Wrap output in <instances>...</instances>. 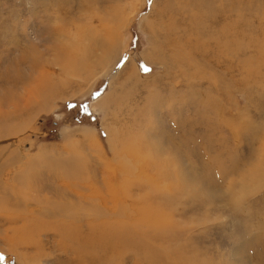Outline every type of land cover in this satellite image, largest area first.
Masks as SVG:
<instances>
[{
    "label": "rangeland",
    "instance_id": "rangeland-1",
    "mask_svg": "<svg viewBox=\"0 0 264 264\" xmlns=\"http://www.w3.org/2000/svg\"><path fill=\"white\" fill-rule=\"evenodd\" d=\"M79 1L85 0H0V70H6L22 53L32 57L33 49L38 48L45 62L56 63L47 65L58 72L62 57L49 51L50 45L55 42L70 48L74 36L80 35L84 42L82 47L87 48L85 36L90 26L86 20L91 16L89 6L99 3L98 0H87L84 6H79ZM99 1L101 3L102 0ZM178 1L174 7L188 4L185 0ZM163 2L118 0L116 3L126 4L128 9L130 3L134 5L127 15L129 20L120 31L121 60L124 61L110 70L107 68L112 63H103L88 80L70 74V67H66L62 77L58 74L56 78L59 94L50 100L49 108L39 110L38 103L35 104L24 129L11 138L27 161L37 155L41 146L61 149L66 141L76 143L83 140L77 132L89 131L105 160L117 164V157L118 160L121 156L134 158L132 161L129 159V164L130 169L135 170L131 164L138 167L143 160H149L145 161V167L155 166L147 141L154 140L165 148L160 153L162 159L169 156L174 159L175 151H167V146L181 144L188 137L184 129L194 133L192 136L201 147H209L210 143L213 152H219L220 157L208 164L211 171L203 167L201 160L186 155L180 157L181 162L188 170L198 167L202 180H206L211 172L210 175L217 176L222 182L210 188L204 187L201 198L195 197L197 192L194 189H191L194 194L189 192L180 197L178 193L174 196L176 192H168L165 185L171 181L160 179L156 187L154 181L158 171L147 169L142 177L135 179L137 184L133 191L146 199L141 203L143 210L138 214L139 222L136 224L141 231L138 242L152 250L144 251L141 245L130 246L123 253H115L108 264H264V162L256 157L262 139L259 137L264 132V67L256 72L257 63L252 61L248 65V71L251 70L248 74L241 54L232 58L227 70L222 65H214L208 57L202 59L197 53L192 54L190 65L184 57L170 63L168 54L176 50L168 46L163 54L154 53L152 46H161L163 39H155L156 42L152 43L146 27L149 20L160 28L176 20L181 27L177 36L182 40V29L189 33L193 27L190 10L187 9L160 17L158 9ZM216 4L220 12L232 15L233 32L240 31L236 26L239 13L245 34L264 31V0H216ZM194 36L190 37L192 43ZM214 51L209 49L210 54ZM201 53L208 56L206 51ZM21 66L28 71L29 61ZM184 67L186 74L182 72ZM211 75L214 79L209 78ZM204 100L221 110L218 114H204L209 119L206 122L201 119V112L209 111V107H203ZM222 108L229 109L233 124H238L237 140L233 136L234 130L225 126L224 117L227 115ZM27 115L23 116L26 118ZM194 118L201 130L197 127L190 129ZM234 157L238 166L237 172L233 171L235 173L231 168ZM250 164L254 167L251 168ZM18 169L19 165L8 166L2 174L7 183L12 182ZM247 169H256V172L240 179L241 170ZM212 176L210 178L213 179ZM146 177L153 183L145 185L143 179ZM152 199L156 202L152 203ZM0 252V264H21L22 259L17 261L15 257L9 258L6 252ZM41 264L54 263L43 259Z\"/></svg>",
    "mask_w": 264,
    "mask_h": 264
},
{
    "label": "bare ground",
    "instance_id": "bare-ground-1",
    "mask_svg": "<svg viewBox=\"0 0 264 264\" xmlns=\"http://www.w3.org/2000/svg\"><path fill=\"white\" fill-rule=\"evenodd\" d=\"M85 1L87 2V0ZM85 1H79V6H84ZM117 1L102 0L100 3L98 0L99 5L90 4L91 16L86 19L90 24V26L88 24L85 36L88 41L87 48L82 47L84 42L80 35L74 36V39L71 40L73 45L70 48L59 46L55 42L50 45L52 47L47 48L49 51L55 52V56L62 57L59 64L61 68L58 72L53 69V66L47 65V63H51V65H56V63L45 62L42 59L43 53L38 48L33 49L32 57L22 53L18 60L16 57L17 61L12 62V65L6 70H0V251L6 252L9 258L15 257L14 259L17 261L22 259L20 260L21 264H41L43 259L51 260L54 264H108L115 253H123L130 249V246L141 245L144 251L152 250L147 247L148 245L143 247L146 244L138 242L141 231L138 230L136 224L139 222L138 214L143 210L141 203L146 199L143 198V195L142 197L133 191L136 190L135 179L142 177L147 169L154 168L158 171L154 186H158L160 179L171 181L165 185L168 192H176L174 196L179 193L180 197H183L189 192L191 193V189H194L197 192L195 197L201 198L204 187L210 188L222 182L217 176L210 175L211 172L207 175L206 180H202L198 167L193 166V169L188 170L181 162L180 157L186 155L201 160L204 163L203 167L210 170L208 164L217 161L220 157L219 152H213L210 143L209 147H201L195 136H192L194 133L186 132L185 129L183 132L187 133L188 137H185L181 144L175 147L167 146V151H175L174 159H170L172 156L162 159L160 153L165 148L159 142L149 140L146 146L153 153L151 159L155 166L145 167V161L149 160H143L138 167L131 164L132 167H136L135 170L132 167L130 169L129 161L132 158L126 159L121 156L118 160L117 157L116 165L111 160H105L89 131L77 132L83 136V140H77L76 143L63 142L61 149L57 146L50 148L41 146L37 155L31 156L27 161H24L22 154L15 147L11 137L24 129L27 121L31 119L29 115L32 113L34 105L38 103L39 110L48 109L50 100L58 96L56 78H58V74L62 77V71L66 67H70V74L88 80L94 76L95 70L103 66V63H112L107 70L121 63L123 56L120 51V31L129 20L127 15L134 5L130 3L128 9L126 4L120 5L116 3ZM185 1L188 4L177 8L174 7V4L179 2L178 0H164L163 5L158 9L160 17L166 13L190 10L193 27L189 28V33L182 29L184 40L177 36L181 27L178 26L176 20H172L167 26L161 28L151 20L146 24L152 43L156 42L155 39H163L160 41L161 46L158 44L152 46L154 53L163 54L168 46L176 50L175 53L169 52L168 54L170 63L184 57V61H188L189 64L193 60L192 54L197 53L201 55L202 59L206 60L208 57V60L212 59L214 65H222L227 70L232 58L241 54V57L244 55L246 62L244 69L248 74L251 71H248V65L252 64V61L257 63L256 72L262 70L264 67V31L245 34L243 20L239 13L236 26L240 28V31L233 32L232 15L224 11L220 12L216 0ZM100 7L103 10H98V8L101 9ZM85 23L87 24V22ZM78 32L79 30L76 31L77 34H79ZM80 33L82 34V32ZM192 34L195 35L193 43L190 39ZM210 48L215 50L211 54L209 53ZM203 51H206L208 56L205 57V52L201 53ZM155 58L157 57L155 56ZM25 61H29L28 71L21 66ZM162 63L166 65V62ZM184 68L182 72L186 74L187 69ZM123 69L124 64L122 72ZM198 72L204 75L202 71L198 70ZM131 76L130 74V80ZM209 78L214 79V75ZM246 79L249 78L244 80ZM192 96L194 95L192 94ZM205 100L203 107L206 109L209 107V111L201 112V119L206 122L209 121L208 116L203 115L218 114L220 107H211ZM222 109L227 115L224 117L225 126L234 130L233 136L237 140L238 124H233L229 109ZM195 113L197 114V112ZM26 114L28 115L25 118L23 115ZM192 121L189 125L190 129L197 127L198 124L195 118ZM196 129L201 130L198 127ZM262 130L264 131V127ZM259 138L262 139L260 140V151L257 152L256 157L262 163L264 162V132ZM232 162L233 172L238 168L235 157ZM10 165L14 167L19 165V169L13 175L12 182L7 183L2 174L7 171L6 169ZM247 166L245 165V167ZM250 166L254 167L252 164ZM241 172L239 177L244 179L245 175L253 174L256 169L241 170ZM263 174L261 173V176ZM219 177L221 176L219 175ZM211 179L212 181H210ZM143 180H145L143 182L145 185L153 183L147 177ZM198 182L201 184L198 185ZM232 182L234 181L232 180ZM245 186L247 187V185ZM233 188L235 189V186ZM176 198L179 199V197ZM150 201L155 203L156 199ZM143 207L146 208V206Z\"/></svg>",
    "mask_w": 264,
    "mask_h": 264
},
{
    "label": "snow or ice",
    "instance_id": "snow-or-ice-1",
    "mask_svg": "<svg viewBox=\"0 0 264 264\" xmlns=\"http://www.w3.org/2000/svg\"><path fill=\"white\" fill-rule=\"evenodd\" d=\"M147 71V69H145Z\"/></svg>",
    "mask_w": 264,
    "mask_h": 264
}]
</instances>
